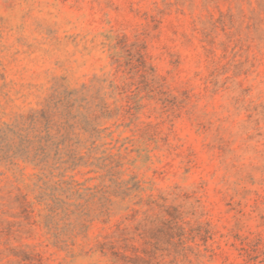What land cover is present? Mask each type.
<instances>
[{
    "label": "rangeland",
    "instance_id": "374dc122",
    "mask_svg": "<svg viewBox=\"0 0 264 264\" xmlns=\"http://www.w3.org/2000/svg\"><path fill=\"white\" fill-rule=\"evenodd\" d=\"M22 121L44 162L0 136V264H264V0H0ZM113 180L141 190L100 216Z\"/></svg>",
    "mask_w": 264,
    "mask_h": 264
},
{
    "label": "trees",
    "instance_id": "16d2710c",
    "mask_svg": "<svg viewBox=\"0 0 264 264\" xmlns=\"http://www.w3.org/2000/svg\"><path fill=\"white\" fill-rule=\"evenodd\" d=\"M35 117L30 118V123L29 124H35L36 120ZM27 121H22L17 124L13 125H8L4 129H0V136H9L13 135V139L15 141L16 138L19 139V146L23 149V154L26 155L24 156V159L29 160V161H36L35 164L39 165L40 163H43V159L38 158V154L34 155L31 158L30 151L34 147V143L36 142V137L37 135L31 137V130L34 129L32 126L30 130L25 127ZM28 131H27V130ZM66 129V128H64ZM49 132V130H48ZM18 142V141H17ZM14 143V142H13ZM42 148V147H39ZM114 185L113 188L110 185H101L100 187L95 186L93 188V191L90 193V197L92 199L97 200V203L99 204L98 210L99 213L98 215H110V212L112 210V206L114 205V200L111 197L112 195L116 197H120V200L123 201L125 200L126 197L131 196L133 192L136 190H141L140 184L136 182V185L133 186H128L129 181L128 180H122V181H117L113 180ZM135 190V191H134Z\"/></svg>",
    "mask_w": 264,
    "mask_h": 264
}]
</instances>
